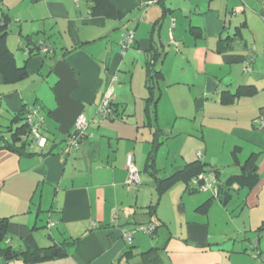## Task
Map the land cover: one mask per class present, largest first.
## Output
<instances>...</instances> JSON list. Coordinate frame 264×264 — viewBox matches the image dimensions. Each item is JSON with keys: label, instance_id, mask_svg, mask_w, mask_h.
<instances>
[{"label": "crops", "instance_id": "obj_1", "mask_svg": "<svg viewBox=\"0 0 264 264\" xmlns=\"http://www.w3.org/2000/svg\"><path fill=\"white\" fill-rule=\"evenodd\" d=\"M92 6L88 0H0L9 18L5 45L26 67L11 84L0 73V114L38 105L46 138L43 147L18 154L3 148L11 132L0 130V218L29 227L39 247L54 246L52 254L30 253L18 236L14 245L8 236L0 243V264H264V0ZM125 31L134 32L135 42L122 54ZM28 40L48 51L40 47L27 57ZM247 62L251 69L244 71ZM150 66L157 73L152 88ZM114 72L115 112L100 117L96 108ZM240 86L255 92L226 101ZM79 114L88 135L68 148ZM167 128L180 135L174 153ZM163 147L174 159L160 164ZM128 154L141 176L134 195L124 185ZM196 160L218 169L220 180L253 167L259 181L235 188L226 205L208 191L193 200L187 217L186 179L160 185L161 192L158 180ZM165 195L179 217L175 233L161 210ZM147 222L158 224L156 233L136 232L128 244L124 230Z\"/></svg>", "mask_w": 264, "mask_h": 264}, {"label": "trees", "instance_id": "obj_2", "mask_svg": "<svg viewBox=\"0 0 264 264\" xmlns=\"http://www.w3.org/2000/svg\"><path fill=\"white\" fill-rule=\"evenodd\" d=\"M93 3L92 10L96 8L102 0H88ZM107 10V9H106ZM8 19L7 15L1 11L0 14V73L2 75L3 81L5 83L11 84L15 83L19 80H21L26 75V67L24 63L22 65H18L16 63L15 57L12 52L7 49L5 45V39L8 34ZM29 41V40H28ZM29 42L24 43V47L28 50L27 57H30L38 52V50L41 47V44H36L33 46H29ZM25 62V61H24ZM153 62V60H152ZM148 71V81L150 82L149 88H152V84L154 81V78L157 76V73L155 71L152 72L151 66L149 67ZM152 72V73H150ZM255 92V89L251 86H240L236 90V92L232 95H230L231 100L233 97H239L242 95H248L253 94ZM26 112L27 109L24 108L21 111L15 113L12 115V118L10 120V124L7 126L5 131L11 132V139L7 143L3 145V148H6L10 151L16 152L18 154H24L26 153L25 147L27 146V139L29 137V127L26 122ZM114 111L113 103L111 105V112L107 116L109 117ZM16 126L12 128V124H15ZM158 144L157 141H155L156 146ZM236 151L237 147L232 150V156L234 158V161L236 160ZM153 155V151L151 152ZM152 155L150 154V157L148 158L147 166L152 167L153 160ZM208 169L204 163H202L200 160H196L193 162H190L185 165L184 169L178 171L176 174H173L171 177L167 179H160L158 180V192H161L162 185L163 187L168 186L172 180L183 177L186 180L184 181V189L190 193H194L198 191L197 189L190 188L189 184L193 177L197 176L201 172ZM215 171L217 179H218V169H213ZM259 181V175L257 174V171L255 168H250L242 171L239 174H234L229 176L225 180L218 179L217 184V191L215 193H212V197L216 198L220 203L223 205H226L231 196L232 191L237 187H247L248 189H251L256 186V184ZM164 189V188H163ZM155 206L149 205V211L148 213L150 215H153L155 213ZM155 224V229L151 234H155L158 229V224ZM139 225V224H138ZM10 235L18 236L22 240V243L24 245L26 252H37L40 250L45 251L47 254H52V250L54 246H48V247H39L37 243L34 240V237L32 235L31 229L25 225L17 224L12 221H10L8 218H0V243L6 242L7 237ZM150 235V234H149ZM9 247H7L8 249ZM1 250V248H0ZM154 250L153 248H150L147 252H144L146 254L152 253Z\"/></svg>", "mask_w": 264, "mask_h": 264}, {"label": "built area", "instance_id": "obj_3", "mask_svg": "<svg viewBox=\"0 0 264 264\" xmlns=\"http://www.w3.org/2000/svg\"><path fill=\"white\" fill-rule=\"evenodd\" d=\"M1 14V9H0ZM135 35L133 31H126L121 34V39L119 42V49L122 54L134 44ZM43 51H48V47L41 46ZM244 71H249L251 69L250 62H247L243 67ZM114 77H107V85L103 91L100 103L97 105L96 114L100 117H107L111 112V105L114 99V87L112 85ZM26 122L29 127V136H31V141H33L37 146L43 147L46 141V138L42 135V125L44 122V117L40 113V107L38 105H33L27 108L26 112ZM87 120L83 114H79L75 121V132L69 137L68 148H75L78 145V142L87 135ZM264 125V119L260 120L259 126ZM198 159L202 158L200 152L197 153ZM126 168H127V178L124 182V185L128 190L135 188L140 184V174L135 166L132 156L127 155L126 158ZM218 179L216 173L211 168L206 169L197 176L193 177L190 181V188L209 191L215 193L217 191ZM52 225V222L47 223L49 228ZM155 229V224L153 222H147L139 225H135L130 230H124L123 237L128 244L133 240V235L142 231L147 234H151Z\"/></svg>", "mask_w": 264, "mask_h": 264}, {"label": "rangeland", "instance_id": "obj_4", "mask_svg": "<svg viewBox=\"0 0 264 264\" xmlns=\"http://www.w3.org/2000/svg\"><path fill=\"white\" fill-rule=\"evenodd\" d=\"M10 29L11 30H9L10 32H9V34H11L12 32L14 33V28L13 27H10ZM126 32V31H125ZM120 42V41H119ZM128 50V49H127ZM22 52V51H21ZM19 63H20V61H19ZM111 77H114L115 78V80H113V82H112V85H113V87H114V89H116V86L118 85V72H114V73H112L111 74ZM114 96H115V92H114ZM1 113V112H0ZM97 115V114H96ZM11 116H12V113H10V114H5L4 112L2 113V114H0V130H3V131H5V127L9 124V122H10V119H11ZM185 123V120H182L179 124H180V126L181 125H183ZM87 124H88V122H87ZM86 130L88 131V125H87V128H86ZM5 136H8V133H3ZM166 137H167V140L169 141L170 140V143L168 142V146L171 148V152H173L174 153V149H175V145L177 144V142H178V140H176L177 139V137L178 136H180V135H176V136H174V135H172L171 133H170V131H169V128H167L166 129ZM42 135L45 137V135H44V133H43V131H42ZM87 135H88V132H87ZM171 137H172V139H171ZM28 141H27V147L29 148V146L30 147H36L37 145L33 142V141H31V136H29L28 137V139H27ZM166 140V141H167ZM194 139H192L191 137H189L188 138V140H186L185 142V145L186 146H189L190 147V144H191V142L193 141ZM195 142H198V141H195ZM165 145V144H164ZM162 151H164V147L163 148H161V151L160 152H162ZM196 151H201V150H196ZM202 152V151H201ZM168 156V157H167ZM173 160L174 159V157L172 156V155H168V153H167V151H164L163 153H161L160 155H159V163L160 164H162V163H164L166 160ZM138 169V168H137ZM139 171V170H138ZM139 174H140V172H139ZM140 182H141V176H140ZM141 185L139 184V185H137L135 188H133V189H130V190H132V194L134 195L136 192V190H137V188L138 187H140ZM126 187V186H125ZM142 187L145 189V188H147L146 187V185H142ZM126 189H127V187H126ZM128 190V189H127ZM205 193H207L206 195H208L209 194V192L208 191H202V190H198V191H196V192H194V193H188L187 191H185V194H186V196H188V198L187 197H185V201H184V204L186 205V207H187V210H188V215H187V217H190L194 212H193V209H194V203H193V200H195V198H197L198 196H202V195H205ZM190 197V198H189ZM194 198V199H193ZM162 213H164L165 215H166V217L168 218V219H170V221L171 222H168V224H169V226L171 227V229L173 230V233H175V231H176V227L178 226V223H176V221H177V219H179V217H174V205H173V202L171 201V198L170 197H168V195H165L164 197H163V201H162ZM177 218V219H176ZM168 219H167V221H168ZM46 225H47V223H46ZM43 229V228H42ZM41 229V230H42ZM160 229V228H159ZM170 229V230H171ZM162 231V230H161ZM161 231H159V232H161ZM177 232V231H176ZM136 234H144V235H147L148 237H149V234H147V233H144V232H142V231H138ZM45 237H47V231L45 232ZM8 239H10V242L12 243V245H14L16 242H17V237L16 236H14V235H10L9 237H8ZM39 242L40 243H43L42 242V240H39ZM40 245H42V244H40ZM14 262H10V264H13Z\"/></svg>", "mask_w": 264, "mask_h": 264}]
</instances>
